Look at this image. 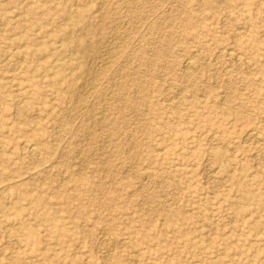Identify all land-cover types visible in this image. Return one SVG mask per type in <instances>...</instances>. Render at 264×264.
<instances>
[{
    "label": "rangeland",
    "instance_id": "rangeland-1",
    "mask_svg": "<svg viewBox=\"0 0 264 264\" xmlns=\"http://www.w3.org/2000/svg\"><path fill=\"white\" fill-rule=\"evenodd\" d=\"M210 2L0 0V264H264V0Z\"/></svg>",
    "mask_w": 264,
    "mask_h": 264
},
{
    "label": "bare ground",
    "instance_id": "bare-ground-1",
    "mask_svg": "<svg viewBox=\"0 0 264 264\" xmlns=\"http://www.w3.org/2000/svg\"><path fill=\"white\" fill-rule=\"evenodd\" d=\"M106 2V1H105ZM103 3V2H102ZM203 3L205 4V6L207 7V6H209V5H211V2H210V0H203ZM104 5V4H103ZM76 6V5H75ZM71 7V6H70ZM17 16V15H16ZM190 18H191V14H189V16L187 17V20L184 22V24H185V27L186 28H188L189 27V23L191 24V22H190ZM119 19V18H118ZM117 21V20H116ZM60 23V22H59ZM109 24V23H108ZM76 25V24H75ZM115 26V25H114ZM117 27V26H116ZM54 28V27H53ZM114 28V27H113ZM63 29V28H62ZM65 30V29H64ZM96 32V31H95ZM163 36V35H162ZM108 38V37H107ZM114 40V39H113ZM61 41V40H60ZM107 41V40H106ZM107 43V42H106ZM110 44V43H109ZM119 45V44H118ZM119 47V46H118ZM18 48V47H17ZM63 49V48H62ZM224 49H225V47H224ZM0 50H2V49H0ZM15 50V49H14ZM72 50V49H71ZM106 51L104 52V54H103V52H101L103 55L100 57H97V56H95V57H97V59H94V61H93V63L91 64L92 66H90L89 65V67H91V68H89L90 70H91V72H93V73H97V72H99V70H101V67L104 65V64H106V63H108L109 61H110V55H111V50H112V47H107V49H105ZM201 50V49H200ZM223 49H221V51H222ZM225 50H227V49H225ZM231 50H233V49H231ZM114 51V50H113ZM234 51V50H233ZM2 52V51H1ZM68 52V51H67ZM235 52V51H234ZM234 52H232V51H230V50H227V51H225V53L227 54V55H230V56H233L234 55ZM236 53V52H235ZM80 54V53H79ZM78 54V55H79ZM238 54V53H237ZM2 55V54H1ZM4 55V54H3ZM239 55H241V54H239ZM76 56H77V54H76ZM112 56V55H111ZM237 56V55H236ZM46 57V56H45ZM239 57V56H238ZM23 58V57H22ZM236 58V57H235ZM4 59H6V58H4ZM238 59V58H237ZM3 61V60H2ZM55 61V60H54ZM249 61V60H248ZM186 65H187V68L186 69H191L192 68V61L191 60H187V62L185 63ZM195 68V67H194ZM121 69V68H120ZM190 72V71H189ZM189 72H186V75L185 76H187V75H189L190 73ZM94 74V75H95ZM98 74V73H97ZM93 76V75H92ZM94 77V76H93ZM98 77V76H97ZM93 79V78H92ZM86 81V80H85ZM116 81V80H115ZM113 83V82H112ZM118 84V83H117ZM94 86V85H93ZM179 93V92H178ZM182 93V92H181ZM104 95V94H103ZM96 104V103H95ZM103 110V109H102ZM101 113V112H100ZM239 116V115H238ZM91 117V116H90ZM103 117V116H102ZM93 119V118H92ZM102 119V118H101ZM93 125V124H92ZM254 130V129H253ZM252 132V131H251ZM257 131H255V133H256ZM91 133V132H90ZM248 133V132H247ZM254 132H253V134H255ZM260 133H262V132H260ZM92 134V133H91ZM249 134V133H248ZM248 134H246V135H248ZM252 133L250 134V135H253ZM263 135V134H262ZM258 136V135H257ZM259 138V137H258ZM261 140V139H260ZM28 142V141H27ZM26 142V143H27ZM110 142V141H109ZM29 145V144H28ZM36 145V144H35ZM29 148L31 149V150H33L32 151V153L33 154H38V150H37V146H34V145H30L29 146ZM40 151V150H39ZM127 170V169H126ZM204 170V169H203ZM146 173V172H145ZM152 173H153V171H152ZM162 173V172H161ZM142 175V174H141ZM234 225V224H233ZM232 225V226H233ZM109 232V231H108ZM259 234V233H258ZM8 264V263H7ZM193 264V263H192ZM219 264V263H218Z\"/></svg>",
    "mask_w": 264,
    "mask_h": 264
}]
</instances>
